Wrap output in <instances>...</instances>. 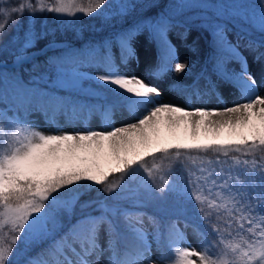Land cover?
<instances>
[{
    "label": "snow or ice",
    "instance_id": "1",
    "mask_svg": "<svg viewBox=\"0 0 264 264\" xmlns=\"http://www.w3.org/2000/svg\"><path fill=\"white\" fill-rule=\"evenodd\" d=\"M105 3L106 0H93L83 7L56 0L55 4L45 7L43 0H36V3L29 0L27 4L20 0L16 5L0 0V35L10 23H18L12 20L13 16H22L25 11L32 17L45 11L65 17H76L77 12L91 16ZM116 7V15L124 20V25L111 36L89 44L87 50L70 49L61 55H47L46 50L60 49L63 42L50 38L51 33L46 31L32 30L22 37L12 38L16 45L15 61L21 64L32 61L30 69L34 74L23 82L15 74L9 76L0 71V99L11 97L14 104L35 105L41 109L52 107L70 112L73 117L85 109L91 114L99 105H84L55 91L67 86L80 88L84 80H90L97 87L85 90L88 94L99 95L101 89H106L129 105L150 107L136 121L109 130L45 134L15 117L0 120V234L4 237V242L0 243V264H13L11 258L15 246L22 237L27 239L33 233L51 237V243L41 251V258L29 259L27 264H50L43 258L45 255L53 257L51 264H100L99 254L103 250L98 239L102 225L106 226L109 235V250L111 241L119 240L125 234L142 241L145 235L143 221L139 219L142 213L128 209L118 211L108 208L104 201H90L81 207L96 204L102 210L101 215L83 216L67 231L59 232L57 205L65 192L73 193L70 203L74 204L79 192L73 185L81 186L85 182L104 185L101 191L112 195L123 179L120 183L105 184L108 177L115 173L126 174V170L135 172L134 165L143 167L144 153L155 156L153 149L164 154L174 150L177 160L182 151L216 154L215 161H209L215 167H202L198 170L199 175L196 171L186 170L184 190L200 206L203 215H212L211 211L205 213L206 205L215 210L217 219L221 220L220 209L224 208L229 217L223 219L224 230L233 229L235 225V233L240 237L238 243L225 244L220 226L214 224L212 231L217 239L200 250L188 246L178 248V264H197L193 257L198 258L199 264H264V186L259 195L246 198L229 183L230 180L235 183V178L230 168L222 166L227 161L221 160V156L229 157L230 153L254 157L256 152H264V75L257 77L249 70L239 40L229 38V26L235 27L237 23L259 32L260 38H249L245 47L254 53L255 61L264 64V0L259 7L247 0L200 5L215 9L214 18L202 21L214 52L211 71L203 70L190 84L181 87L190 97L198 99L207 95L219 96L222 89H236L242 102L224 108L160 101L158 98L163 96V91L159 84L132 72L130 62L134 60L139 65L137 45L143 39L156 48L157 66L152 70L153 75L168 71L190 72L189 64L179 60L178 49L168 38L174 27L173 20L160 14L137 16V10L146 7L137 0H127ZM41 41H46L42 48L38 47ZM37 54L45 55L42 63L37 60ZM233 62L239 63V70L229 67ZM84 68H102L104 71L89 73L83 71ZM165 129L170 139L161 144ZM231 160L237 166L251 165L253 174L264 181V157L259 163L254 158L241 160L239 155ZM144 171L148 177L153 176L152 168L145 167ZM161 182L169 191L174 190L169 181L161 178ZM225 194L232 197L231 206L223 203ZM233 210L239 215H233ZM49 221L51 229L47 227ZM5 228L7 232H4ZM172 228H176L175 223ZM231 235L229 231L228 236ZM135 254L143 258L144 264H170L174 258L166 257L165 253L152 258L147 246L137 248ZM94 255L96 260H90ZM113 264L138 262L135 259L114 260Z\"/></svg>",
    "mask_w": 264,
    "mask_h": 264
},
{
    "label": "rangeland",
    "instance_id": "2",
    "mask_svg": "<svg viewBox=\"0 0 264 264\" xmlns=\"http://www.w3.org/2000/svg\"><path fill=\"white\" fill-rule=\"evenodd\" d=\"M36 3V0H34ZM67 3H75L77 6L78 3L76 0H66ZM220 2H230V0H167V3L164 5L165 10L160 15H167L172 18L174 27L169 32L168 38L176 45L179 52V60L181 62H187L190 68H193L197 65H200L205 58L208 64L206 68L209 72L211 71V57L214 55L211 37L208 32H204V27H202V21L207 19L214 18L215 9H208L200 7L201 4L204 3H220ZM249 3L255 4L259 7L261 0H247ZM56 0H43V4L45 7L48 5L55 4ZM55 14L57 17H65ZM226 19V18H222ZM245 35H253L256 31H253L251 28L245 29L243 25L237 23L235 27L229 26V38L232 40H239L240 43V51L242 56L247 57L248 59V68L252 71L257 77L264 75V64L257 62L253 59L254 53L245 47L247 40L245 37L241 38L240 33ZM137 52L140 57L139 65L133 60L130 62V68L132 72L137 75L144 77L146 80H150L153 83H158L163 91V96L158 98L162 102L179 104L182 106H188L191 104L193 107H208V108H216V105L220 100H225L227 98L232 99L231 105L242 102L240 93L236 89H222L219 96L217 95H207L202 98H196L194 96H189L188 92L181 87L178 83L182 81H190L196 75H190L188 73H177L174 71H168L163 74L153 75V69L157 66V52L154 45L148 44L146 40H141L137 45ZM11 61L15 62V66L21 65V63L16 62L14 56ZM230 68H235L239 70V63L233 62L229 65ZM204 69V70H205ZM83 71L94 73V72H103L102 68H84ZM17 79H22L20 76H16ZM203 86L204 81H200ZM90 85L84 84L80 88H76L81 93H87L85 90L89 89ZM66 88H72L71 86H67ZM88 94V93H87ZM264 94V92H262ZM6 98L0 99V106L6 105ZM84 105H99V108L93 109L91 114H89L88 110L80 112L77 116L73 117L72 114L65 113L63 110H54L52 107L47 109H41L35 105H20L15 103V108L20 111V118L27 122L34 130L41 131L45 134L59 133V132H73V131H83L88 129H103L109 130L114 126H122L131 122L136 121L139 117H141L150 105L145 104H137L125 106L122 104H113V103H100V102H89ZM9 111L13 113L14 109L9 108ZM162 135H166L170 139V135L165 129ZM239 155L241 160L243 159H253V156L245 157L242 154L231 153L229 157H222L221 160L227 161V163L222 166L225 168H230L232 171V176L235 178V183L233 181H229V183L235 188L242 192L245 197H249L252 195H259L261 192L262 186H264V181L261 180L259 175H254L251 165L245 166L240 165L237 166L231 160V157ZM202 157H206V161L209 164V161H215V155H205ZM205 159V158H203ZM203 159L199 162H203ZM256 160V159H255ZM257 162L259 160H256ZM215 167L214 164L211 165ZM184 167L188 171H196V174L199 175V169L203 167L199 165L193 166V161L191 160L189 164H185ZM144 167L141 168L140 172L144 171ZM155 167H152L154 169ZM139 172V173H140ZM145 172V171H144ZM146 173V172H145ZM118 191V189H117ZM116 191V192H117ZM115 193V192H113ZM226 198L223 203L231 206L233 203L232 197L225 194ZM117 195H114L116 197ZM72 197L61 198L57 207L62 208L65 211L67 216L71 215L73 203H70ZM217 203H221L220 200H217ZM108 208H116L115 206L107 205ZM212 212L211 216H206L201 213H198L200 216V223L203 226V229L200 226H196L195 224H186L183 220H176V228L181 231V234L178 235L176 240L177 249L181 247H191L193 249L200 250L203 245L208 242L215 241L217 239L216 234L212 231V225H218L221 228V232L225 237L224 243H238L240 237H238L235 233V225L233 229H229L225 231L223 228V219L229 218L227 213H225L224 208L220 209V213L223 214V219H217V212L213 209L210 210ZM207 213V210H205ZM233 215L238 216L239 212L233 210ZM101 214H96L94 216H99ZM143 221V227L145 230L144 239L148 244L147 247L151 249L152 258L159 257L161 253L160 246L157 243V240L160 238V227L159 225L153 221L148 215H143L140 218ZM66 223V222H65ZM60 230L64 223L62 220H59ZM51 222L49 221L47 224L48 229H51ZM8 231V230H7ZM232 232L231 237L228 236V232ZM44 237L40 233H33L27 239H23L26 243H37L39 239ZM99 246L103 250L99 254L100 264H113L114 260L128 261V260H137L138 264H144L143 258L137 256L133 253L131 256L123 255L116 248V240L111 241L112 248L109 250V235L106 232V226L102 225L99 230ZM42 251L45 249L43 245L39 246ZM215 251V250H213ZM115 253V255H113ZM166 257H174L171 259L170 264H178L179 256H172L173 254L170 252H165ZM47 259L50 264L53 260L52 256L45 255L43 257ZM31 259V258H29ZM27 259V261L29 260ZM90 260H96V256H92L89 258ZM193 259L197 260V264H199L198 258L193 257ZM26 261V264H27Z\"/></svg>",
    "mask_w": 264,
    "mask_h": 264
},
{
    "label": "trees",
    "instance_id": "3",
    "mask_svg": "<svg viewBox=\"0 0 264 264\" xmlns=\"http://www.w3.org/2000/svg\"><path fill=\"white\" fill-rule=\"evenodd\" d=\"M25 4L29 0H24ZM35 3L34 0H32ZM78 5L87 7L93 0H76ZM127 0H106L105 5L97 13H93L91 16H85L83 13L77 12L76 17H57L51 12L37 13L35 17H32L28 11L24 14L15 15L12 20L18 23H10L7 30L0 35V62L11 61L13 58V52L16 45L12 42L13 36L22 37L26 32L29 31H46L51 33L50 38H55L58 41L63 42V46L60 49L48 51L47 55H61L65 51L70 49L84 48L87 50V46L92 42L101 41L111 36L115 31L119 30L124 25V20L120 19L117 13V5L126 3ZM138 3L146 5V7L139 8L136 15L148 14L155 17L157 14H161L165 8L164 5L167 0H137ZM7 3L16 5L20 3V0H7ZM78 17V18H77ZM204 32H207L204 30ZM247 39L255 38L259 39L260 34L256 32L254 35H244ZM46 41H41L38 47H43ZM45 59L44 54H37V60L43 62ZM207 59L193 68L188 72L190 75H196L195 79L203 70ZM32 61L21 64L20 69L15 67H8L6 65H0V71H3L6 75L20 76L23 82H27L29 78L34 74V71L30 69ZM191 81H182L178 84L180 86L190 84ZM84 84L90 85L89 87L96 88L97 86L92 84L90 80H84ZM56 93L62 97H73L80 103H87L90 101H98L100 103H118L125 106H129L120 97L108 92L106 89H101L99 95H92L87 93H81L76 88H56ZM6 106H0V120H6L9 117H15L19 119L18 112L11 113L8 111L9 107L14 106L13 98H6ZM22 121V120H21ZM169 138L166 135H162L161 144L167 142ZM155 156L144 153L146 159L143 161V167L152 168L153 176L148 177L144 171L140 172L142 166L140 164L134 165L135 172L132 170H126V174L115 173L108 177L105 184L110 182L121 183L120 188L117 192L112 193L108 196L101 191L104 185H88L85 182L84 185L76 186L73 185L74 189H78L79 195L76 202L73 205L70 216L65 214L64 209L58 208L57 219L62 220L64 225L58 230L59 232L67 231L77 220L83 216L94 213H101L102 210L93 204L91 207H81V205L90 201H104L106 205H112L119 210L128 209L136 213H142L148 215L154 220L160 227L162 237L160 238L158 245L161 249L168 248L172 256L178 255L176 248V238L178 236L179 229L172 228V224H176V219L180 218L187 223H195L199 217H196L200 212V206L188 195L184 190V183L186 177L185 164L193 161V166L196 164L199 166L210 168L212 167L206 161L205 155H216L209 151L204 152H186L180 153V159L177 160L175 151H171L168 154H164L158 150L153 149ZM255 156L260 159L264 157V152H256ZM191 157V159H189ZM205 158V159H203ZM203 159V162H199ZM183 165V167L181 166ZM188 171V170H187ZM140 172V173H139ZM163 180L169 181V185L174 188L173 191L168 190V186H165L161 182ZM195 191V190H194ZM199 194V193H197ZM207 195V193H204ZM114 195H117L114 197ZM73 197V193L65 192L61 198ZM226 198V195H225ZM205 210L208 207L204 206ZM110 215V213H109ZM120 217L118 216L117 219ZM140 218V217H139ZM51 222V221H50ZM66 222V223H65ZM52 224V223H51ZM177 226V225H176ZM52 228V225H51ZM7 228L4 232H7ZM4 242V237L0 234V243ZM51 243V237H42L37 243H26L21 238V241L15 246L14 253L12 256L13 264H26L27 259H39L41 250L40 245L47 248ZM147 246L144 239L141 241L135 236L125 234L116 242V248L123 255H132L136 252L137 248ZM18 253V254H17ZM177 254V255H176ZM179 259L178 257H176Z\"/></svg>",
    "mask_w": 264,
    "mask_h": 264
},
{
    "label": "bare ground",
    "instance_id": "4",
    "mask_svg": "<svg viewBox=\"0 0 264 264\" xmlns=\"http://www.w3.org/2000/svg\"><path fill=\"white\" fill-rule=\"evenodd\" d=\"M232 99L231 98H227L225 100H220L218 102V104L216 105V108H224L226 106H231V103H232Z\"/></svg>",
    "mask_w": 264,
    "mask_h": 264
}]
</instances>
